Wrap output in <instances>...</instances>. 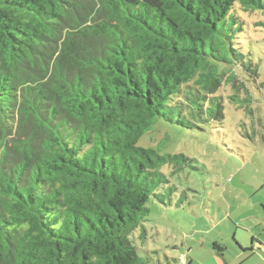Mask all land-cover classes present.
Masks as SVG:
<instances>
[{
  "label": "trees",
  "instance_id": "obj_1",
  "mask_svg": "<svg viewBox=\"0 0 264 264\" xmlns=\"http://www.w3.org/2000/svg\"><path fill=\"white\" fill-rule=\"evenodd\" d=\"M259 14L264 0H0V264H146L135 233L165 203L164 169L195 160L164 153L168 134L140 141L249 111Z\"/></svg>",
  "mask_w": 264,
  "mask_h": 264
},
{
  "label": "rangeland",
  "instance_id": "obj_2",
  "mask_svg": "<svg viewBox=\"0 0 264 264\" xmlns=\"http://www.w3.org/2000/svg\"><path fill=\"white\" fill-rule=\"evenodd\" d=\"M254 19L264 22V15ZM248 24L243 52L261 60L264 76V27ZM227 89L222 90L230 94ZM252 96L249 111L227 106L223 125L193 131L169 125L141 139V146L155 147L168 134L164 153L195 160L178 173L164 169L171 181L162 190L165 203L152 199L150 214L135 233L138 255L146 264H253L246 256L250 253H244L250 248L241 242L251 246L252 233L264 240V229L253 226L264 219V91L254 90ZM215 243L224 253L213 249Z\"/></svg>",
  "mask_w": 264,
  "mask_h": 264
},
{
  "label": "crops",
  "instance_id": "obj_3",
  "mask_svg": "<svg viewBox=\"0 0 264 264\" xmlns=\"http://www.w3.org/2000/svg\"><path fill=\"white\" fill-rule=\"evenodd\" d=\"M253 226L262 227V229H264V219H258V222L256 224H254ZM260 236H262V235L254 236V234L252 233V242L254 244V248H253L252 251H247V250L244 251V253H247V252L250 253V254H248L246 256L247 257H252V259H254L253 264L256 263V262H257V264H264V247L261 248L260 245L258 244L259 241H260L264 245V240L262 238H260ZM241 245L242 246H248L246 248H251V246L248 245V243H247V245H245L244 242H241ZM240 254H241L242 258H243L244 255L241 252H240ZM215 259H217V258L215 257ZM221 263L224 264L223 260H222Z\"/></svg>",
  "mask_w": 264,
  "mask_h": 264
}]
</instances>
